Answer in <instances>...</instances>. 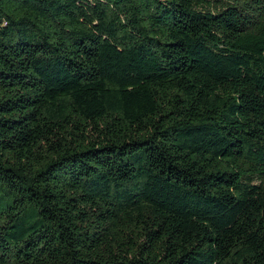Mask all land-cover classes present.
<instances>
[{
    "label": "trees",
    "instance_id": "trees-1",
    "mask_svg": "<svg viewBox=\"0 0 264 264\" xmlns=\"http://www.w3.org/2000/svg\"><path fill=\"white\" fill-rule=\"evenodd\" d=\"M0 264H264V0H0Z\"/></svg>",
    "mask_w": 264,
    "mask_h": 264
}]
</instances>
